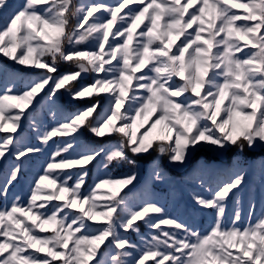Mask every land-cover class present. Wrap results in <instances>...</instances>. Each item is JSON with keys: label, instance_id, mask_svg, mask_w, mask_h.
Here are the masks:
<instances>
[{"label": "snow or ice", "instance_id": "snow-or-ice-1", "mask_svg": "<svg viewBox=\"0 0 264 264\" xmlns=\"http://www.w3.org/2000/svg\"><path fill=\"white\" fill-rule=\"evenodd\" d=\"M8 7L0 0V11ZM0 55L36 73L17 89L0 65V164L11 159L4 201L42 151L24 142V121L42 145L59 138L27 200L0 205V264H264V215L253 221L250 200L244 223L237 195L245 166L219 158L264 146V0H24L0 27ZM65 96L85 106L65 114ZM37 106L53 126H41ZM85 133L109 143L90 146ZM153 152L179 171L153 160L134 192L138 158ZM197 153L206 160L185 180ZM94 163L103 175L86 189ZM114 164L130 171L114 175ZM259 176L264 185V163ZM185 186L214 213L208 228L166 207Z\"/></svg>", "mask_w": 264, "mask_h": 264}, {"label": "rangeland", "instance_id": "rangeland-1", "mask_svg": "<svg viewBox=\"0 0 264 264\" xmlns=\"http://www.w3.org/2000/svg\"><path fill=\"white\" fill-rule=\"evenodd\" d=\"M77 2H88V0H78ZM102 2L106 3H115L116 0H102ZM24 0H9V7L3 11H0V27H2L8 20L10 14L22 6ZM75 23V20L73 21ZM0 65L7 68L9 73H15L17 76L16 87L17 89H21L24 86V83L30 79H34L36 73H31L25 71L21 66L14 64L12 61L0 55ZM60 70L69 71L71 70L68 65H61ZM91 81V77H85L84 82L88 83ZM7 84L6 75L0 73V93L3 92L5 85ZM84 104L77 102H69L68 98L61 97L57 101V107H59L65 114L76 111L79 108L84 107ZM33 115L41 122V126H48L49 128L53 126L54 121L51 116L48 114L47 107L41 109L40 106H37L35 113ZM20 135L23 137L25 143H29L35 145L37 147H41L42 151L38 154L32 155L29 160L25 162L24 165V176L23 178L16 183L12 189L11 194L9 196V201H4L2 197H0V205L10 202L15 196H19L22 200H27L30 194V187L32 185L34 177L38 174H42L43 168L46 166L47 161L49 160L52 152L55 151L57 143L59 142V138H53V141H50L48 145H42L39 141V138L36 134V130L30 126V121L25 120L23 125V131L20 132ZM84 141L88 143L90 146H103L109 143L107 140L99 139L92 137L91 134L85 133L83 137ZM264 146H258L255 149L248 150L246 149L243 154L237 155L236 150H231L229 153L219 157L221 160H231L232 162L240 161L245 166V170L248 174L247 184L243 187V189L237 193L239 197L242 199V208H243V216L244 223L248 222V210H249V201L252 200L256 204L255 213L253 216V221L256 218L264 215V185L261 184L260 176H259V166L261 163H264V152L262 149ZM208 155H215L209 153ZM159 160V163L166 169L169 175L176 176L177 170L174 166L168 163L167 157H158L156 152H153L151 156H143L138 158L139 161V172H140V183L137 185V188L133 191L136 192L140 190L146 182H149L150 178V163L153 160ZM206 160V155L204 153H197L193 160L189 162L187 168L183 170V175L185 180L189 179L190 174L195 172L198 167L203 164ZM11 159L7 164H0V180H2L3 174L10 168ZM91 171L89 172V176L86 181V189L93 186L95 180L98 176L103 175V169L98 168L94 163L90 166ZM110 167H116L117 172L114 175H118L121 173H127L130 171V167L128 169L123 168L119 165H112ZM162 185H158L156 187L157 193H160ZM193 187L185 186L182 187L181 191L178 193V198L180 199V203H176V199L169 198L164 201L166 207L173 214H178L182 216L185 220H188L190 223L196 224L201 229H206L213 221L214 213L211 210L204 211L199 209V207L195 204V202L191 199V193L193 191ZM196 191H199L203 195H209L205 190L196 188ZM235 207V197L229 203L227 210V220L230 221L233 215V209ZM149 230L146 225L141 224V232L147 233ZM131 239L134 242L139 241V237L135 233L130 234Z\"/></svg>", "mask_w": 264, "mask_h": 264}, {"label": "trees", "instance_id": "trees-1", "mask_svg": "<svg viewBox=\"0 0 264 264\" xmlns=\"http://www.w3.org/2000/svg\"><path fill=\"white\" fill-rule=\"evenodd\" d=\"M78 1V0H77ZM262 151L264 152V148L262 149ZM123 168L125 169H128L130 166L128 164H120ZM117 169L116 167H110V171H112L113 174H115L117 172Z\"/></svg>", "mask_w": 264, "mask_h": 264}]
</instances>
